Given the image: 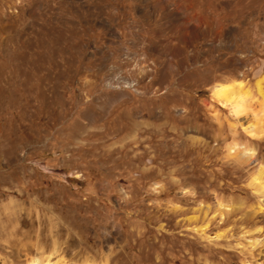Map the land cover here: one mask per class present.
<instances>
[{"label":"rangeland","instance_id":"1","mask_svg":"<svg viewBox=\"0 0 264 264\" xmlns=\"http://www.w3.org/2000/svg\"><path fill=\"white\" fill-rule=\"evenodd\" d=\"M224 1L240 59L157 86L131 0H0V264H264V119L234 134L213 96L264 109V0Z\"/></svg>","mask_w":264,"mask_h":264},{"label":"crops","instance_id":"2","mask_svg":"<svg viewBox=\"0 0 264 264\" xmlns=\"http://www.w3.org/2000/svg\"><path fill=\"white\" fill-rule=\"evenodd\" d=\"M131 1L129 43L161 59L157 86L168 85L161 79L164 73L170 79L182 67L191 68L195 64L192 57H201L202 64L209 65L215 54L225 59V69H230L229 62L240 59L237 40L244 36L245 20L237 18L224 0Z\"/></svg>","mask_w":264,"mask_h":264},{"label":"bare ground","instance_id":"3","mask_svg":"<svg viewBox=\"0 0 264 264\" xmlns=\"http://www.w3.org/2000/svg\"><path fill=\"white\" fill-rule=\"evenodd\" d=\"M213 96L217 102L231 110L232 115L235 118V121L231 122L230 124L234 134H237L240 127H242L251 136L261 134L263 125L262 120L264 119V109L262 110L258 108V103L256 104L257 106H255V103L258 101V99L254 98L252 90L246 87V83L243 79L236 78L233 80H225L216 83L213 89ZM238 144L240 143L234 142L230 145L231 154L233 152L239 151ZM254 151L255 150L252 147L246 146L240 149V153H242L244 157L247 158H251V156L254 154ZM258 178L259 176L257 175L255 180H258ZM259 186L264 187L263 183H259ZM39 261L40 259H33L30 264H37ZM45 264L54 263L47 261ZM246 264L251 263L248 262Z\"/></svg>","mask_w":264,"mask_h":264}]
</instances>
